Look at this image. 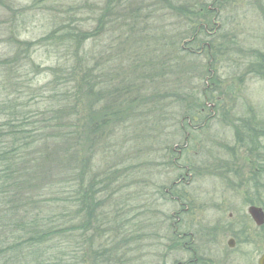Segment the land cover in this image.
Wrapping results in <instances>:
<instances>
[{
	"label": "rangeland",
	"instance_id": "374dc122",
	"mask_svg": "<svg viewBox=\"0 0 264 264\" xmlns=\"http://www.w3.org/2000/svg\"><path fill=\"white\" fill-rule=\"evenodd\" d=\"M9 119L31 132L32 194L63 228L78 208L71 182H105L102 215L50 250L67 253L61 264L190 260L172 249L168 194L187 167L177 194L192 210L179 232L205 233V264L264 254V225L248 212L264 210V168L252 187L244 131L264 122V0H0V124ZM215 229L219 249L206 236Z\"/></svg>",
	"mask_w": 264,
	"mask_h": 264
},
{
	"label": "trees",
	"instance_id": "16d2710c",
	"mask_svg": "<svg viewBox=\"0 0 264 264\" xmlns=\"http://www.w3.org/2000/svg\"><path fill=\"white\" fill-rule=\"evenodd\" d=\"M206 12L208 21L210 20L208 16L210 12ZM84 75L86 87L93 88L95 82L87 80L89 72H85ZM76 89L77 87L74 90ZM126 89L130 90V87H126ZM119 92L114 89L111 94ZM246 123L248 128L245 127L244 131L248 129L246 137L249 141L246 158L251 168L249 182L252 187L259 189L262 184L259 173L264 168V122H254L253 119H250ZM22 127L13 124L11 119L0 124V264H61L62 259L59 258L65 257L67 253L65 254L62 249L56 253H51L52 250L60 248L59 238L62 234L78 229L85 230L86 222L89 224L95 213L99 216L102 215L99 208L102 207L103 201H98L96 197L98 194L102 195L99 187L105 182H98L96 179L87 185L71 182L73 183L71 184L73 190L71 195H75L74 200H77L75 205L77 203L78 208L75 207L63 215L65 218H69L65 223V228H63L61 224L63 218L57 216L54 219L45 216L47 212H44L43 208L48 210V207L43 206V204L46 201L43 202L37 195L32 194L30 170L27 167L30 151L26 153L27 149L30 148L31 142L29 140L32 136H28L31 132L25 131ZM8 137L11 141L7 140ZM83 168L86 169V162ZM81 178L83 177L81 176ZM102 191L106 193L108 187H102ZM49 208L50 213L48 214H51L56 212L58 206L55 209ZM83 213L86 214L84 221L81 217ZM75 216L81 217L83 223L78 225L74 221ZM94 221L96 220L94 219ZM71 254H74L71 255L73 257L71 259L76 258L75 250ZM82 256L87 259L85 251ZM108 263L111 264L112 261ZM82 264H87V262L84 260ZM103 264L105 263L103 262Z\"/></svg>",
	"mask_w": 264,
	"mask_h": 264
},
{
	"label": "flooded vegetation",
	"instance_id": "af4514ba",
	"mask_svg": "<svg viewBox=\"0 0 264 264\" xmlns=\"http://www.w3.org/2000/svg\"><path fill=\"white\" fill-rule=\"evenodd\" d=\"M188 141V138L186 139ZM184 149H180L179 151V158L181 157L182 153H183ZM176 171H178L181 167L178 165H176ZM180 171V170H179ZM191 173V167H187L185 169V176L180 177L176 182H174L171 186V188L168 190V194L172 195L173 192H176V196H174L173 200L176 203V205L179 206V209L174 212L171 216V219H174V233L172 235L171 238V243H172V249L175 250L176 252H185L186 254H190L191 256L193 255V257H191L190 260H188L186 263L184 264H205L203 257H207L208 253H205L204 250L202 249V247L197 246L196 244V238H200V237H204L205 233L199 234V230H197L195 232V228L194 226H191V229H189L188 232L183 233V232H179L180 228L179 225L181 224V222H183V218L186 217L187 215H189V212H191V207L189 206V204L183 202V199H181V197L177 194V189L182 185V184H187L189 185L192 181V175ZM188 179V182H186ZM203 231V230H202ZM215 233H208L206 234V236L210 237V239L208 240L209 243H215V246L219 249L222 246V243L220 241H218V236L220 234L216 233V229L214 231ZM240 240V241H238ZM232 241L233 242V247H230L229 242ZM239 242V244H241V239L233 236L229 241H228V246L231 249H234L237 246V243ZM226 261H223L222 259H220L219 261L214 262L213 264H226Z\"/></svg>",
	"mask_w": 264,
	"mask_h": 264
},
{
	"label": "water",
	"instance_id": "95a60500",
	"mask_svg": "<svg viewBox=\"0 0 264 264\" xmlns=\"http://www.w3.org/2000/svg\"><path fill=\"white\" fill-rule=\"evenodd\" d=\"M248 212L257 226L261 227L264 225V210L261 207L255 205L250 206ZM229 245L230 247H233V242L230 241ZM258 264H264V254L259 259Z\"/></svg>",
	"mask_w": 264,
	"mask_h": 264
}]
</instances>
